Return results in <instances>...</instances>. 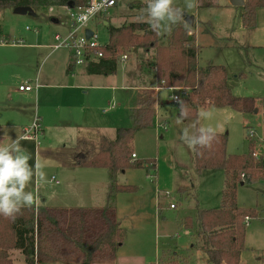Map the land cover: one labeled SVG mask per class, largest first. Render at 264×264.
Masks as SVG:
<instances>
[{"label":"rangeland","instance_id":"374dc122","mask_svg":"<svg viewBox=\"0 0 264 264\" xmlns=\"http://www.w3.org/2000/svg\"><path fill=\"white\" fill-rule=\"evenodd\" d=\"M116 1L117 5L107 11L106 21H91L88 24V28L97 34L100 45L108 42V30L104 22L116 28L137 14L136 18L130 20H140L138 17L142 14L141 10L146 7L144 0ZM133 1H144V5L139 3L136 8H131L129 4ZM175 2L184 12L195 11V8L186 7V0ZM215 4L200 8L197 15L200 24H197L194 31L201 46L200 64L225 67L229 78L228 87L232 94L236 97L252 98L257 102L255 111L258 107L259 112L241 114L230 108H207L204 110L211 113L210 118L201 119L199 111L196 120L185 119L187 121L183 122L177 117L174 103L164 102V105L160 106L157 112L165 118L167 131H159L157 134L154 126L141 127L136 132L132 144V150L141 158L138 160L155 161L157 177L149 180L145 177L143 169H127L124 174L118 175L120 184L135 186L136 191L118 194L115 198L116 209L118 207L117 219L125 230L116 264H211L196 236L197 224L194 223L193 228L187 230L183 227V219L191 217L195 221L197 209L220 208L225 176L221 170H205L200 175L193 172L192 149L180 139L185 126L196 123L197 127H211L216 134L226 135L228 155L244 156L250 150H253L255 157L260 158L264 154V7L256 9L255 26L243 29V7L229 6L228 0H215ZM7 9L12 11L5 8L0 13V29L4 34L10 30L16 36L34 38L35 31L40 35H50L55 31L60 32L61 29L66 31L69 24V10L64 7L36 10L32 17L17 16L6 12ZM19 19L24 22L19 23ZM26 28L30 30L27 31ZM167 35L168 33L160 34L159 42L165 43ZM27 43H34V40L27 39ZM131 49L133 48L123 53ZM139 49L136 50L141 55L143 49ZM57 53H64V49ZM124 69L125 67H119L118 79L126 76L131 80L130 84H137L131 68L127 67V73H124ZM103 79H107V85L113 84L112 78ZM15 82H19V77H15ZM96 93L103 94L102 101L94 102L98 112L115 105V110L108 114L105 122L110 125L111 122H119V128L122 129L133 126L132 120L129 119V102L134 94L133 90ZM175 93L176 91L173 94ZM169 94L171 93L162 91L160 99L167 100ZM1 103L5 104L2 101ZM114 114H117L116 119H113ZM155 114L154 112V116ZM250 130L254 135L250 139L254 145L253 149L248 140ZM107 131L106 137L113 139L114 129L111 127ZM160 134L163 135L162 138L159 137ZM90 145L89 148L95 147V152L98 142ZM176 179L180 180V183H177ZM181 185L184 192L179 191ZM156 189L170 193V197H157ZM170 204H175L176 209H170ZM236 204L241 209L254 210L256 213L245 225V250L241 254L240 264H264V177L243 185L238 184ZM18 258L16 251H12L11 259L15 264H22Z\"/></svg>","mask_w":264,"mask_h":264},{"label":"trees","instance_id":"16d2710c","mask_svg":"<svg viewBox=\"0 0 264 264\" xmlns=\"http://www.w3.org/2000/svg\"><path fill=\"white\" fill-rule=\"evenodd\" d=\"M89 0H0L3 9L29 7L34 12L49 7L72 9L87 5ZM205 0H197L201 7ZM264 7V0H245L241 17L242 27L255 26L256 9ZM108 42L102 46L103 58L86 67L88 74L112 75L119 56L130 48H142L152 53L156 87L186 89L180 101L186 106L181 115L180 103H175L181 119L196 120L199 111L207 108H230L241 114L255 112V100L236 97L227 85L225 67L197 64L200 48L195 44V34L184 23L172 25L165 43L148 22L130 23L119 28L109 26ZM133 126L118 129L110 140H98L97 150L89 156L76 157L79 167L102 168L108 174L105 205L102 207H25L15 219L0 216V264H14L11 252L17 251L22 264L73 263L93 264L114 261L122 246L125 230L117 219L115 198L118 194L133 193L135 186L122 185L118 175L127 169H143L146 176L155 177L154 160H131L130 143L141 127L152 124L153 100L132 114ZM253 149V143L250 141ZM226 135L216 134L210 147L192 149L195 174L205 170L224 172L221 205L217 210L197 209L193 218L183 219V227L191 230L197 224L196 236L211 264H240L245 250L246 217L256 213L241 209L236 204L238 184L250 183L264 177V154L255 157L253 150L247 155H228ZM153 171L154 174H151ZM243 175V177L241 176ZM242 177V178H241ZM153 179V178H152ZM179 191L184 192V187ZM189 220V222H188Z\"/></svg>","mask_w":264,"mask_h":264},{"label":"crops","instance_id":"0c3cea01","mask_svg":"<svg viewBox=\"0 0 264 264\" xmlns=\"http://www.w3.org/2000/svg\"><path fill=\"white\" fill-rule=\"evenodd\" d=\"M144 1H133L129 6L136 8L137 4H143ZM204 5L215 6V0H205ZM229 6L231 5L229 4ZM200 8L202 7L197 2L195 11L192 13L184 12L183 20L180 23L188 25L184 19L187 17L193 18L192 25L188 26L190 31L195 34V44L200 48L197 64L199 67L204 68L211 64L205 66L200 64L201 46L197 41V33L194 31L197 24H200V20H197ZM5 11L13 14L8 9ZM107 15L108 12L99 14L92 21H106ZM133 17H129L122 25L147 22L144 20H130ZM18 22L23 23L24 20L19 19ZM104 24L107 28L109 27L106 22ZM29 30L27 29V31ZM64 31L61 29L60 32L55 31L50 35H40L38 31H35L34 38H32L30 36H16L10 30L4 34L1 33L0 29V143L8 144L11 141L18 140L31 156L29 164L32 166L34 173L37 170H42L46 174L49 183L40 182L34 175L33 181L27 189L38 195V200L34 204L36 207L40 205L67 208L102 207L105 205L108 187L107 171L102 168L79 167L75 163L77 156H89L90 153H93L95 147L89 148V144L93 145L99 139L107 138L106 131L111 127L114 129V137L116 131L122 129L119 128V122H111V125L105 122L108 114L115 110V105H113V108L110 105L100 112L96 110L94 102L103 100V94L96 92L111 90L115 93L116 91H122V89L133 90L134 94L129 102L130 120H132L131 114L133 112L142 107L146 100L152 99L156 114L153 115L151 126L147 128L155 127V121L158 120L166 125V130L160 132H166L167 122L163 116L158 114L157 110L164 105V102L173 103L170 97L175 92L173 90L175 88L156 87L153 78L155 68H153L152 53L142 50L143 52L140 55L136 50L139 48L128 51V61L125 65L118 62L116 71L112 75L88 74L86 72L87 66L74 67L68 51L64 50V53H57L63 49L54 51L49 48L54 42L55 35L63 36L69 31V24L67 30ZM27 39H33L34 43H27ZM39 64H41L40 67ZM119 67H125L124 73L129 72L127 67L131 68L130 71L133 72L137 84H130L131 80L129 81L126 76L118 79ZM15 77H19V82H15ZM103 78H112L113 84L107 85V79ZM24 83L33 85V90L30 92L18 91V87ZM119 83L121 86L118 87ZM162 91L171 93L168 95L167 100L160 99ZM1 101L5 104H2ZM258 112L257 107L253 114ZM36 115L39 117L42 126V136L38 148L35 147L33 142L20 139L23 129L32 123ZM177 117L182 121H187L181 119L178 112ZM116 118L117 114H114L113 119ZM156 132L157 134L160 133L159 131ZM162 136V134L159 135L160 138ZM134 141L135 136L129 145L131 150ZM57 144L61 145L58 146ZM132 153L135 154L136 160L141 159L134 150H132ZM124 173L125 171L121 174ZM155 174L156 178L157 166ZM145 177L151 179L146 174ZM176 181L180 183V180L176 179ZM179 187H182V185ZM116 210L118 212V207ZM16 253L19 255L18 260L22 262V257L17 251ZM117 255L114 261L94 262L93 264H116V260L119 259ZM13 263L15 264L14 261Z\"/></svg>","mask_w":264,"mask_h":264},{"label":"clouds","instance_id":"9594fccd","mask_svg":"<svg viewBox=\"0 0 264 264\" xmlns=\"http://www.w3.org/2000/svg\"><path fill=\"white\" fill-rule=\"evenodd\" d=\"M145 3L146 7L141 10L142 14L138 19H146L157 34L170 33L172 25L183 20L184 10L176 5L175 0H145ZM196 6L197 0H186L188 9ZM178 103L181 105V115H186L184 102ZM199 117L210 118L211 113L202 109ZM215 138L213 128L197 127L196 123L185 126L180 136V139L193 150L198 147H210ZM30 159V154L18 140L8 144L0 143V216L15 219L23 208L32 207L37 202L38 195L27 190L34 175L40 182L49 183L42 170L34 173L29 164Z\"/></svg>","mask_w":264,"mask_h":264},{"label":"built area","instance_id":"2783aa9c","mask_svg":"<svg viewBox=\"0 0 264 264\" xmlns=\"http://www.w3.org/2000/svg\"><path fill=\"white\" fill-rule=\"evenodd\" d=\"M115 4L116 0H89L87 5L83 7L69 9V31L63 36L55 35L54 42L49 46V48L54 51L59 49L68 51L71 55L72 65L74 67H86L91 63H96L101 58H103V52L101 50L103 45L98 43L97 34L88 28V24L99 14L106 13L110 8L114 7ZM87 29L92 33L90 37H87L85 34ZM128 56L129 55L127 52L123 53L119 56L118 62L121 65H125V63L128 61ZM33 88V85L24 83L18 87V91L30 92L33 90ZM173 90L176 91V93L170 97L173 103L180 101L181 98L186 95L187 91L183 88H175ZM111 108H113V105ZM155 129L156 131H164L166 130V125L156 120ZM248 135L251 139L254 136L253 131L250 130ZM41 136L42 126L39 117L36 115L32 123L23 129L20 139L31 141L34 143L35 147L38 148L40 145ZM254 156L256 155L254 154ZM131 160H136L135 154L131 155ZM152 172L151 174H153ZM241 176L243 177V175ZM149 178L152 179L153 176H150ZM155 193L157 197L160 195L166 198L170 197V193L159 189H156ZM169 207L170 209H176L175 204H170ZM249 221L250 218L246 217L244 219L245 225H247Z\"/></svg>","mask_w":264,"mask_h":264},{"label":"water","instance_id":"95a60500","mask_svg":"<svg viewBox=\"0 0 264 264\" xmlns=\"http://www.w3.org/2000/svg\"><path fill=\"white\" fill-rule=\"evenodd\" d=\"M229 4L233 7H243L245 4V0H228ZM14 15L17 16H34V11L29 8V7H18L12 10ZM184 21L188 24V25H192L193 23V18L192 17H187L184 19ZM85 34L87 37L91 36V31L90 30H86Z\"/></svg>","mask_w":264,"mask_h":264}]
</instances>
